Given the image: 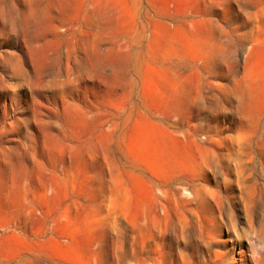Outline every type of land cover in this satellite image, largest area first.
Listing matches in <instances>:
<instances>
[{"label": "rangeland", "instance_id": "1", "mask_svg": "<svg viewBox=\"0 0 264 264\" xmlns=\"http://www.w3.org/2000/svg\"><path fill=\"white\" fill-rule=\"evenodd\" d=\"M260 235L264 0H0V264H251Z\"/></svg>", "mask_w": 264, "mask_h": 264}, {"label": "bare ground", "instance_id": "2", "mask_svg": "<svg viewBox=\"0 0 264 264\" xmlns=\"http://www.w3.org/2000/svg\"><path fill=\"white\" fill-rule=\"evenodd\" d=\"M262 215V214H261ZM263 221V220H262ZM264 236V235H263ZM262 235H260V236H258V237H256V240L254 241V242H252L251 243V248H249L250 249V251H249V249H248V251L251 253V254H249V258L251 259V264L254 262V263H256V264H258L259 263V256H260V254H264V250H259V249H257V247H256V245H264V237H263ZM255 237V236H254ZM251 238V237H250ZM245 239V238H244ZM249 240V239H248ZM251 240V239H250ZM260 248V247H259ZM261 248H262V246H261ZM244 252V251H243ZM204 253H207V252H204ZM247 253V252H246ZM245 254V253H244ZM204 255V254H203ZM205 257H207L206 259H213V257H215V259L214 260H216V259H218V258H216L217 256H218V254L217 255H214L213 257L210 255V254H205L204 255ZM200 260H203V258L202 259H200ZM221 260V259H220ZM228 260V259H227ZM222 261V260H221ZM204 262V261H203ZM216 262H217V260H216ZM206 263V262H205ZM201 264V263H200ZM215 264V263H214Z\"/></svg>", "mask_w": 264, "mask_h": 264}]
</instances>
